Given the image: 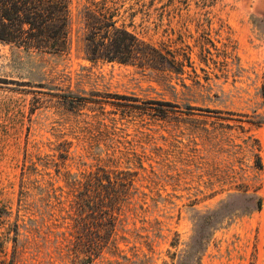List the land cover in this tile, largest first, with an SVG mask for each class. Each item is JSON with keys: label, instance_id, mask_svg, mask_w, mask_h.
I'll use <instances>...</instances> for the list:
<instances>
[{"label": "rangeland", "instance_id": "rangeland-1", "mask_svg": "<svg viewBox=\"0 0 264 264\" xmlns=\"http://www.w3.org/2000/svg\"><path fill=\"white\" fill-rule=\"evenodd\" d=\"M87 10L167 59L88 58ZM69 38L0 41V264H264V0H71ZM100 166L135 182L88 260L70 182Z\"/></svg>", "mask_w": 264, "mask_h": 264}, {"label": "trees", "instance_id": "trees-1", "mask_svg": "<svg viewBox=\"0 0 264 264\" xmlns=\"http://www.w3.org/2000/svg\"><path fill=\"white\" fill-rule=\"evenodd\" d=\"M71 0H0V41L22 47L25 51L64 53L70 47L69 23ZM87 33L84 47L90 59L130 61L138 64L162 65L166 58L158 47L135 32L117 24L113 13L85 14ZM136 170L109 169L100 166L81 178L70 182L69 199L73 220L84 223L91 232L94 215L103 233L88 239L80 238L77 244L87 251L88 260L100 254L113 240L115 219L123 202L128 200L134 187ZM98 186V190H95ZM260 202V198H258Z\"/></svg>", "mask_w": 264, "mask_h": 264}]
</instances>
